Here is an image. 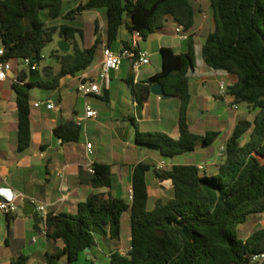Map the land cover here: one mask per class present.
Instances as JSON below:
<instances>
[{"label":"trees","instance_id":"1","mask_svg":"<svg viewBox=\"0 0 264 264\" xmlns=\"http://www.w3.org/2000/svg\"><path fill=\"white\" fill-rule=\"evenodd\" d=\"M207 2L214 27L202 46L204 62L218 72L237 75L238 82L228 86V94L257 114L235 124L216 174H202L193 164L154 169L159 180L172 182L173 192L152 210L148 209L146 184L151 165L140 164L133 175L131 203L111 194L93 193L86 202L79 203L75 214L48 213L46 239L50 243L60 241L63 246L48 255L47 264H64L63 259L73 264L87 248L97 245V234L120 240L122 218L129 209L131 249L126 255L113 253L112 264H253L252 255L264 252V227L255 229L252 221L264 213V0ZM88 11L104 13L108 46L119 38L124 26L131 34L139 32L137 41H141L163 28L169 18L192 32L198 14L192 0H86L67 13L64 0H0L4 60L31 58L40 62L56 34L72 48L67 53L55 51L60 69L53 77L49 68L44 74L47 79L25 82L26 75L22 74L18 83H13L20 151L26 150L31 141L30 89L55 88L61 78L80 75L96 61L103 44L98 23L94 43L86 48L78 41L85 38L82 28L54 23L59 19L75 21ZM196 45V35L190 33L186 52L163 48L162 70L133 87L141 104L157 83L180 100L177 139L162 132L136 131L137 144L159 148L167 157L192 152L200 141L211 144L219 135L211 132L201 137L188 123L190 72L197 65ZM55 134L63 143H71L78 142L83 132L70 121L57 127ZM93 168L94 173L81 177L82 184L111 187V166L94 163ZM249 224L252 226L247 229ZM240 226L247 231L253 229L252 233L242 234ZM10 264H29V257L20 253Z\"/></svg>","mask_w":264,"mask_h":264},{"label":"crops","instance_id":"2","mask_svg":"<svg viewBox=\"0 0 264 264\" xmlns=\"http://www.w3.org/2000/svg\"><path fill=\"white\" fill-rule=\"evenodd\" d=\"M85 1L64 0V5H68L67 10L64 8V13ZM202 15L203 21L199 22L197 16L194 30L188 31L189 34L194 33L197 39V65L190 72L191 102L188 123L191 130L201 137L211 132H219L214 142L205 144L200 141L194 151L175 157L164 156L159 148L136 143L137 130L143 133L162 132L173 139L180 136L178 124L180 100L175 97L163 100L151 92L147 101L141 104L137 101L133 87L162 70L163 48L168 47L177 53H184L188 48L187 40L183 41L177 37L178 24L171 18L163 28L151 34L152 37L138 41L137 44H134L133 34L124 26L119 38L109 47L115 52L125 48L148 51L151 63L135 72L134 60L125 59L120 70L112 71L109 80H104L100 76V71L102 47L104 44L107 45L105 15L101 11H88L78 16L73 26L82 28L84 33L87 24L92 26V38L86 42L85 34L83 41L78 39L81 46L86 48L93 45L96 37L95 25L99 24L103 44L96 61L89 70L80 75L61 78L55 88L34 86L45 91L41 100H35L30 89L31 141L24 151L19 150V118L13 83L22 74L26 75L25 82L36 83L47 79L44 74L49 68L52 71L51 78L59 72L60 67L55 70L52 66L42 65L40 61V68L32 73L20 65V60H12V71L5 81H0V194L9 195L16 192L24 195L25 200L30 199L37 205L46 204L48 213L66 215L75 214L79 203L86 202L93 193L111 194L131 203L134 171L138 165L146 164L151 165L146 173V184L148 209L152 210L173 192L170 180L161 181L155 175L160 163L164 162V168L178 164L197 166L205 163L208 170L206 174H216L221 163V159L218 158L219 149L227 143L233 127L239 119L246 117V114L240 111L242 104H238L237 111L232 108L235 102L233 97L219 95L220 83L226 82L228 86H232L238 82V76L213 70L204 62L202 46L214 27V20L212 26L205 24L210 19L208 13L203 12ZM59 20L54 23H64ZM171 22L174 28L169 29L168 25ZM1 48L4 46L0 38ZM80 76H87L89 80L101 86V95L91 98L99 117L86 123L78 142L63 143L55 134L56 128L70 121L75 122V119L84 113V99L77 92ZM45 101H53L56 109H48L45 104L35 106L36 103ZM87 143L93 145L92 156L87 154ZM94 163L111 166L113 174L111 187L92 188L82 184L81 177L89 173L88 168ZM24 201H18L19 210L14 214L7 215L0 211V264H10L20 253L29 257V264H47L48 255L63 246L60 241L48 242L40 231L34 229L32 217L23 214ZM37 213L41 218L42 214L38 211ZM40 225L43 228V223ZM96 237L97 248L91 249L90 259L100 260L101 245L98 239H105L112 245L107 254L110 262L113 253L126 255L131 249V229L128 245L120 240L103 238L99 234ZM83 256L85 252L81 253L79 260Z\"/></svg>","mask_w":264,"mask_h":264},{"label":"built area","instance_id":"3","mask_svg":"<svg viewBox=\"0 0 264 264\" xmlns=\"http://www.w3.org/2000/svg\"><path fill=\"white\" fill-rule=\"evenodd\" d=\"M206 17V15H204ZM176 35L180 40H188L190 34L185 30L184 26L178 25L176 28ZM135 42L138 43V38L140 37L139 32L133 34ZM5 48L0 49V81H5L8 78L9 73L12 71V60H4ZM151 55L148 51H140L136 48H125L120 52L113 51L108 45L104 44L102 47V64H101V78L104 80H109L110 73L112 71L120 70L123 61L125 59H133V69L138 72L141 67L149 65L151 63ZM45 56L42 55V60ZM29 71H36L40 68V62H36L31 58L20 59ZM18 83V80H15ZM77 92L84 99V113L75 119V123L84 128L89 120H96L99 117V112L93 107L91 98L93 96L101 95V86L99 83L89 80L87 76H80L77 84ZM219 95L221 97H229L228 94V84L226 82L220 83ZM232 97V96H231ZM234 98V97H233ZM45 104L48 109H56V105L53 101L38 102L35 106H41ZM234 110H238L239 106L236 102L232 104ZM87 154L92 156L93 145L87 143ZM226 152V144L222 145L218 152V158L222 159ZM165 166L164 162L160 163L157 169L161 170ZM199 171L202 174L207 173V165L205 163L197 165ZM89 173H94L93 165L88 168ZM132 195V190H131ZM2 199H0V211L10 215L14 214L19 210L18 201H24L25 196L18 194L16 192H11L9 195L0 194ZM37 211L42 214L41 219L46 220L48 215V207L46 204L37 205ZM41 235L46 237V226L40 230ZM251 262L253 264H261L264 262V252L252 255Z\"/></svg>","mask_w":264,"mask_h":264},{"label":"rangeland","instance_id":"4","mask_svg":"<svg viewBox=\"0 0 264 264\" xmlns=\"http://www.w3.org/2000/svg\"><path fill=\"white\" fill-rule=\"evenodd\" d=\"M192 1L194 2L195 6L198 10L197 16H198L199 22L203 21L202 13L205 12V13H208V16L210 19V21H207V23H205V24H211L210 26H212L213 25V19H212V15H211L210 6H209V3L207 2V0H192ZM64 8H65V10H67L68 5L65 4ZM44 14L45 13L43 12L42 13L43 17H44ZM59 21L70 24V25H73L77 22V20L74 21V23H73V22L67 21L65 19H62ZM49 23H51V22H49ZM168 27H169V29H172V28H174V24L171 22L168 25ZM85 30H86L85 34H86V42H87L88 39L93 37L92 26L87 24ZM150 37H152V35H150ZM60 41H61V39H60L59 35L56 34L54 37V42L49 44L44 50L45 59L42 60V63H41L42 65L52 66L55 68V70L59 69V64L57 61L58 59L56 58L57 55H55V51H56V49H59V42ZM79 41H80V39H79ZM19 63L22 67H25V69L28 70V67H26L22 61H20ZM31 90L33 93V98H35V100H41V98L44 96L43 94L45 91L42 90L40 87H32ZM241 107L242 108L240 109V111H244L246 114V117H248L249 119H252L257 114L256 110H254L252 107L246 106V104H242ZM144 128H146V127H144ZM207 172H208V170H207ZM130 217H131V211H127L125 213V216H124L123 221H122V236L120 238V241L126 245H128V243H129V236H130V229H131ZM252 221L254 222L255 229L257 227H264V214H261L260 216H254ZM250 226H252V224L247 225L246 228L248 229ZM246 228H243V229L240 228V229H242L241 230L242 234H250L252 232L251 230L247 231ZM98 243L101 245V251H100L101 256H100L99 261L96 260L95 258L89 259L88 254L85 253V256H83L82 259L74 262L73 264H111V262L109 261V259L107 257V254L109 253L110 247L112 245L109 244L105 239H103V240L98 239ZM95 248H97V247H95ZM65 261H66L65 259L62 260V262H64V264H66Z\"/></svg>","mask_w":264,"mask_h":264},{"label":"water","instance_id":"5","mask_svg":"<svg viewBox=\"0 0 264 264\" xmlns=\"http://www.w3.org/2000/svg\"><path fill=\"white\" fill-rule=\"evenodd\" d=\"M59 50L63 53H67L71 50V46L69 45V43L66 40L62 39L59 42ZM151 92L156 96H160L163 100H171L172 98H174L173 95L166 93L165 88H164L163 84H161V83L154 84L151 87ZM23 214L32 217L34 224H35V227H34L35 230H38V231L41 230L42 227H41L40 223H43V227L45 226V221L42 220L38 216L37 204L34 203L33 201H31L30 199H26L24 201ZM85 253L88 254V258L90 259L91 258V255H90L91 248H87L85 250Z\"/></svg>","mask_w":264,"mask_h":264}]
</instances>
